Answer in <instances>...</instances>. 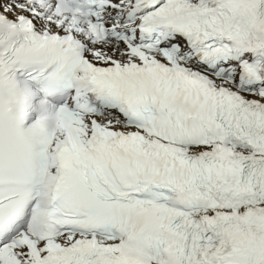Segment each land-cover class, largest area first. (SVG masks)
I'll return each instance as SVG.
<instances>
[{
    "label": "snow or ice",
    "instance_id": "1",
    "mask_svg": "<svg viewBox=\"0 0 264 264\" xmlns=\"http://www.w3.org/2000/svg\"><path fill=\"white\" fill-rule=\"evenodd\" d=\"M0 264H264V0H0Z\"/></svg>",
    "mask_w": 264,
    "mask_h": 264
}]
</instances>
